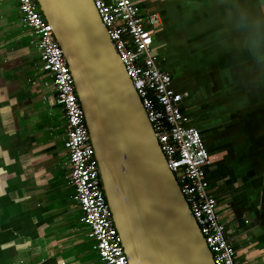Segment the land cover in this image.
Returning a JSON list of instances; mask_svg holds the SVG:
<instances>
[{"label": "crops", "instance_id": "0c3cea01", "mask_svg": "<svg viewBox=\"0 0 264 264\" xmlns=\"http://www.w3.org/2000/svg\"><path fill=\"white\" fill-rule=\"evenodd\" d=\"M202 134L240 264H264V0H133ZM16 0H0V264H103L70 186L65 119Z\"/></svg>", "mask_w": 264, "mask_h": 264}, {"label": "water", "instance_id": "95a60500", "mask_svg": "<svg viewBox=\"0 0 264 264\" xmlns=\"http://www.w3.org/2000/svg\"><path fill=\"white\" fill-rule=\"evenodd\" d=\"M73 76L128 264H214L92 0H36Z\"/></svg>", "mask_w": 264, "mask_h": 264}, {"label": "built area", "instance_id": "2783aa9c", "mask_svg": "<svg viewBox=\"0 0 264 264\" xmlns=\"http://www.w3.org/2000/svg\"><path fill=\"white\" fill-rule=\"evenodd\" d=\"M92 1L141 99L214 264H240L225 236L217 200L209 191L207 175L211 161L202 134L189 125V117L180 107L183 96L174 91L172 75L158 66L153 52L156 33L162 26L161 16L157 12H144L133 0ZM16 2L21 24L35 37L43 70L52 82L55 103L64 114L67 179L82 213L81 222L89 229V237L94 240V249L103 264H128L102 189L84 112L63 51L36 0Z\"/></svg>", "mask_w": 264, "mask_h": 264}]
</instances>
